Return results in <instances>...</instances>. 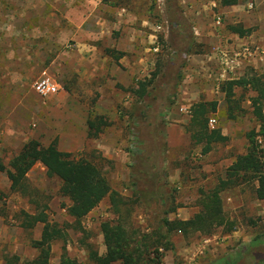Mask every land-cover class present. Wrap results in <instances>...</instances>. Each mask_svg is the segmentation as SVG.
<instances>
[{"label": "rangeland", "instance_id": "rangeland-1", "mask_svg": "<svg viewBox=\"0 0 264 264\" xmlns=\"http://www.w3.org/2000/svg\"><path fill=\"white\" fill-rule=\"evenodd\" d=\"M202 1L43 0V11L39 9L36 15L23 20L20 17L12 24L13 38L23 33L20 41L13 40L8 46L14 48L13 52L7 49L5 31L0 28V165L8 167L9 160L30 139L44 146L55 139L60 150L97 163L111 189L119 194L118 199L126 203L121 214L127 216V228L135 239L148 233L147 243L162 240L157 253L151 252V260L140 264H214L216 258L234 255L251 244L252 254H247L237 264H264V259H256L264 255V224L259 213L264 203L254 200L252 181L220 193L224 214L237 230L235 236L220 227L209 236L173 231L165 240L161 225L164 215L185 220L199 210L200 192L214 187L225 177L226 168L239 155L240 145L248 147L246 135L251 131L264 170V140L262 143L257 140L260 134L264 137V107L263 118L258 119L246 101L253 92L237 87L236 96L242 95V99L234 113L239 116L228 119L220 92L211 89L216 86L220 90V83L226 79L213 71L218 69V64L214 66L213 62L217 60L216 48L231 43L209 40L211 31L222 28L221 24H215V11L198 13L197 5ZM2 2L8 5L11 0H0ZM7 7L0 12L10 14ZM35 12L34 9L26 11ZM14 13L25 14V11ZM90 42L97 43L111 62L118 63V57L123 54L127 67L140 60L128 85L116 84L112 89L102 84L100 90L88 89L82 55ZM206 55L212 57L207 78L191 80L190 69L194 64L190 57L204 59ZM11 60L13 65L10 66ZM243 62L242 72L255 67L264 73L261 61ZM10 69L14 71L13 82H10ZM44 69L62 82L56 96L65 89L86 104L85 122H75L74 117L68 115L67 107H73L70 102L66 106L65 102L54 98L55 95L41 98L35 93L33 83ZM140 84L145 88L143 95L136 92ZM191 84H196L195 90L201 99L220 100V103L217 101L219 109L211 113L215 118L213 128L232 132L227 134L226 141L213 144L206 154L201 153L200 144L191 141L187 131L190 106L196 101L184 96ZM100 98L112 101L100 106L101 112L96 109ZM95 115L107 119V128L96 137L85 134L70 143L71 120L84 126L87 119ZM155 163L159 165L157 170ZM144 171L148 176L143 180ZM136 180L138 187L134 186ZM26 182L34 188L30 194L12 190L5 171L0 169V264H35L32 261L39 251L31 241L40 239L43 224L26 228L22 223L24 213L35 214L40 210L63 231V236L51 241L46 264H59L63 252L78 264H97L89 257L88 250L99 255L105 253L100 223L118 215L108 196L82 218V228L76 229L70 226L73 218L63 206L67 199L60 192L59 179L48 176L46 168L36 163L27 172ZM250 227L256 231L258 242L251 243L248 239Z\"/></svg>", "mask_w": 264, "mask_h": 264}, {"label": "trees", "instance_id": "trees-1", "mask_svg": "<svg viewBox=\"0 0 264 264\" xmlns=\"http://www.w3.org/2000/svg\"><path fill=\"white\" fill-rule=\"evenodd\" d=\"M109 1V0H104ZM122 1V0H118ZM112 2V1H111ZM110 2V3H111ZM113 3V2H112ZM234 32L243 35L245 30L239 25L230 27ZM122 54V53H121ZM253 70V69H252ZM235 87L249 89L253 92L250 97L253 113L258 119L263 118L264 107V75L253 70L237 78H230L220 83V91L224 93L226 102V114L229 119L235 118V110L240 108V95L237 99ZM139 95L145 93V88L140 84L136 91ZM217 110V101L201 100L190 106V115L187 123V131L194 144L201 145V153L209 152L213 144L224 142L228 139L221 133L220 128L208 127V120L211 113ZM109 123L102 115H95L87 119V136L96 137ZM254 132L246 135L248 141L247 152L239 154L235 160L226 168L224 178L207 190L200 192L197 204L199 210L188 219H169L164 215L161 225L164 228L165 240L173 231L182 233L198 232L209 236L213 235L218 228L229 233L234 230V223L226 218L221 199V191L226 188L239 185L242 182H256L254 187L255 197L264 201V170L261 161L260 150L254 141ZM41 163L46 168V173L50 177L60 180V192L67 199L63 206L69 216L73 218L71 227L81 229V220L84 218L104 197L108 196L110 204L117 215L115 219L105 220L100 223L103 233V240L106 251L99 255L92 250H88L89 257L97 264H112L119 261L121 264H140L150 261L151 252L157 253L162 243L161 239L146 242L148 233H143L142 238L136 240L133 232L127 228V216L121 214V208L126 207L124 201L118 199L119 194L112 190L108 179L102 168L91 159L85 156H77L69 151L60 150L57 141L54 139L48 145H42L36 139H30L23 144L8 163V167L0 165V169L5 171L10 181V189L24 194H30L34 188L26 182V174L31 167ZM155 163V170L159 165ZM154 172H157L155 171ZM143 180L146 179L144 171ZM148 174V173H147ZM134 186L138 187L137 180ZM167 214V211L165 212ZM25 219L22 226L32 227L36 223H42L40 239H33L31 244L39 251V254L32 262L35 264H46L50 256L51 241L63 236L62 228L57 223H51L44 210L35 214L24 213ZM257 242L259 239L256 240ZM166 241H164V244ZM252 245V244H251ZM251 245H248L232 254L222 255L214 260V264H237L247 254L252 253ZM88 246V245H87ZM256 258V257H255ZM259 261L264 259V255L256 258ZM59 264H78L65 252L60 257Z\"/></svg>", "mask_w": 264, "mask_h": 264}, {"label": "crops", "instance_id": "crops-1", "mask_svg": "<svg viewBox=\"0 0 264 264\" xmlns=\"http://www.w3.org/2000/svg\"><path fill=\"white\" fill-rule=\"evenodd\" d=\"M212 5L214 6L213 10L211 9ZM6 6H8L7 9L10 10L11 13L4 14L0 12V28H3L5 31V34H6L5 40L8 44L7 49H9L8 46H10V43H13L14 41L18 42L21 40V38H23L22 37L23 33H20V35L18 33V35H16L15 38L12 37L14 34V30L12 29V24L17 22L20 17L23 20V19H26L27 16L29 15L31 16L36 15L37 11L39 9L40 11H43L45 6L43 3V0H41L40 3H39V0H36V2H29L27 0H11V3L8 5H6L4 2L0 3V9L5 10ZM33 9L36 10L35 14L26 13V11L28 10L33 11ZM19 10H24L25 14H19V13L15 14L14 13ZM205 10L215 11L217 14H219L222 17V24L220 25V28L222 29L217 32L211 31L210 32L211 35H209V40H214V41H219V42H224V43L230 42L231 44L224 45L225 47H229V48H232V47L240 48V47H243L244 45H248L251 49L258 47L263 51V55L259 57L257 56L258 59L253 58V57L250 59L248 58L247 62L256 63V60H259L261 61V63L259 64L264 65V0H203L202 2H200V4L197 5V11L198 13L200 12L202 13V11H205ZM42 18H43V15H42ZM234 25H239L240 27H242V29L245 30L244 34L239 35L237 32H234L230 28L231 26H234ZM13 49H9V50L13 52L14 51ZM84 50H85L84 54L82 55L83 60H84L83 61L84 62L83 75L86 77L84 82H86V86H88V89L100 90V88L102 87L101 86L102 84L105 86L110 85L112 86V89L115 87L116 84H119L122 86L128 85L131 82L132 77L134 76L137 70L136 65L140 61V60H137L131 65L128 64V67H127L126 64L124 63L125 61L124 56H123L124 54L122 53L123 55L118 57V63L111 62L109 61L108 56L106 57L101 53L102 51L98 49L97 43H94V42L88 43L86 49ZM81 54L82 53H80V55ZM190 58H191V61L193 62L192 64H194L193 68L190 69L191 80H196L197 82V80H200V78H202L203 76L207 78L206 75H208L207 74L208 69L212 64V61H211L212 57L206 55L204 59L196 58L194 56H191ZM213 62H214V66L218 64L217 60L216 61L214 60ZM244 64L245 63L243 62L242 65L238 67L237 70L233 74H231V77L226 78L224 80H227L230 78H237L239 74L242 73L241 75H243L245 73H249V72L251 73V71L253 70L264 75L262 71L255 69V67L250 68L248 71L242 72L241 70ZM8 65L10 66L13 65L12 60L11 62H8ZM122 66L126 67V69L122 68ZM74 70L76 72L78 71L77 68H75ZM213 71L219 74L220 72L219 66L217 70H213ZM9 72L11 74L10 82H13L14 81V73H13L14 71L10 69ZM43 72H47L48 74H50L58 82L59 85L62 84L61 80L60 79L57 80V77L50 71L44 69L40 72V74H42ZM17 79H18V76H17ZM195 85L196 84H191L189 87H187L186 88L187 94L184 95L187 98H195L196 101L194 103L204 100L200 98L199 93H197V90H195L196 88ZM213 88L216 89V92L218 93L220 92L219 94L221 96V101L224 105H226L224 93L220 91L216 86L212 87L211 89ZM236 88L237 87H235V92H237ZM66 93L67 91L64 89V92L59 93L58 96L53 94L51 97H54L55 95L54 98L62 102H65V104H67L66 106H68V103L70 102L73 107H67L66 110H68L67 111L68 115L73 116L75 122H81V121L85 122L86 104L83 102H80L74 95H69L68 93L67 94ZM189 95H191V97H189ZM251 96L252 95H250L246 99V101H248L250 105H251V100H250ZM238 97L239 96H236L235 98L237 99ZM240 99H242V97ZM211 100H215L220 103L219 99L218 100L211 99ZM218 102H217V110L220 107V104ZM103 104H112V101L110 98H106V99L100 98L96 102V109L98 110V108L102 106ZM223 110L225 113L226 109L224 108ZM98 111L101 112V110H98ZM238 116L239 115H236L235 118H237ZM210 117L212 116L210 115L209 119ZM226 118H228L227 115H226ZM71 123L72 124L70 126L69 135L72 136L70 143L71 142L73 143L76 140L80 139L82 135L83 136L85 134L87 135L88 127L87 125L80 126L77 123L74 124L73 120H71ZM175 127H178V126L175 125ZM106 128L107 126H105L103 130H105ZM174 131L182 134L181 133L182 131H177V129H174ZM221 133L223 135H226L227 137H228L227 134H232V132L227 131L225 129L221 130ZM246 152H247L246 146L244 147L243 145H240L237 153L245 154ZM234 160L235 158L231 161V163ZM253 185L255 187L256 182H253ZM254 200L258 202V204L264 203L263 200L256 199L255 193H254ZM259 213L261 214V217H260L261 222L262 224H264V208L261 209ZM252 228L253 227H250V229ZM231 234H233L232 236H235L237 234V230L234 229L233 231H231ZM262 237L264 238V234L262 235ZM248 239L251 241V243L259 239V237H256L255 230L253 229L250 230V235L248 236Z\"/></svg>", "mask_w": 264, "mask_h": 264}, {"label": "built area", "instance_id": "built-area-1", "mask_svg": "<svg viewBox=\"0 0 264 264\" xmlns=\"http://www.w3.org/2000/svg\"><path fill=\"white\" fill-rule=\"evenodd\" d=\"M215 23L217 25L222 24V17L219 14H215ZM216 55L218 66L220 68L219 76L224 78L231 77L238 67H240L243 61L254 56H262L263 51L258 48H250L248 45H244L240 48H229L225 46H220L216 48ZM60 85L58 82L47 72H43L33 83V89L37 95L41 98H48L49 96L58 92ZM215 118L211 117L208 120L209 127H214ZM258 142L262 143L264 137L260 134L258 137ZM264 162V158H263Z\"/></svg>", "mask_w": 264, "mask_h": 264}]
</instances>
